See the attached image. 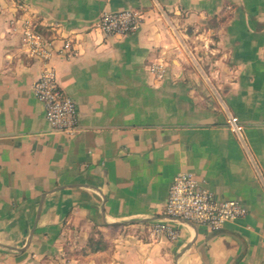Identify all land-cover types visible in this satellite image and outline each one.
<instances>
[{
	"label": "crops",
	"instance_id": "1",
	"mask_svg": "<svg viewBox=\"0 0 264 264\" xmlns=\"http://www.w3.org/2000/svg\"><path fill=\"white\" fill-rule=\"evenodd\" d=\"M127 10L144 14L139 32L99 30L103 13ZM24 20L57 50L71 42L51 65L78 106L73 136L50 128L34 95L43 63L12 31ZM158 63L163 80L150 72ZM255 163L264 176V0H0V264H264ZM180 173L248 215L217 233L172 221ZM159 221L178 238L156 236ZM108 227L130 233L67 257Z\"/></svg>",
	"mask_w": 264,
	"mask_h": 264
},
{
	"label": "built area",
	"instance_id": "2",
	"mask_svg": "<svg viewBox=\"0 0 264 264\" xmlns=\"http://www.w3.org/2000/svg\"><path fill=\"white\" fill-rule=\"evenodd\" d=\"M144 14L127 10L117 13H103L98 22L99 30L106 37L127 36L142 29ZM12 24V31L22 35V48L26 56L43 63L41 74L33 85L36 99L44 106L48 125L54 131L70 136L79 129V111L75 100L61 87L57 72L51 65L55 53H66L72 49L70 41L64 48L57 50L53 42L46 38L30 20L21 24ZM150 72L158 80L168 75V66L164 63L153 64ZM229 128L239 141L245 143L244 128L238 118L230 115ZM258 177L264 182L261 169L256 165ZM165 214L172 221L181 220L198 227H206L213 233L220 232L225 225L248 215V210L238 201L219 200L205 183L190 173H180L174 178L166 203ZM156 236L169 240L178 238V231L169 222L156 223L153 227Z\"/></svg>",
	"mask_w": 264,
	"mask_h": 264
},
{
	"label": "rangeland",
	"instance_id": "3",
	"mask_svg": "<svg viewBox=\"0 0 264 264\" xmlns=\"http://www.w3.org/2000/svg\"><path fill=\"white\" fill-rule=\"evenodd\" d=\"M130 231L125 229L124 227H108L105 231H99L96 230L92 232V236L90 238L94 239L96 241H102L104 245L108 246V250L110 251L113 246L115 245V240L126 238L127 234H129ZM89 240V241H90ZM88 241V245H89ZM67 250V249H66ZM86 250H89L88 248L84 247L80 243H76V245H73L68 248L67 251H65L66 255H68V258L73 259H82L86 257ZM70 256V257H69ZM69 264L67 261L60 262L58 259L55 260L53 264Z\"/></svg>",
	"mask_w": 264,
	"mask_h": 264
},
{
	"label": "trees",
	"instance_id": "4",
	"mask_svg": "<svg viewBox=\"0 0 264 264\" xmlns=\"http://www.w3.org/2000/svg\"><path fill=\"white\" fill-rule=\"evenodd\" d=\"M88 249L86 250V255L88 254V251L91 252H100V251H107L108 250V246L104 245L102 241H96L94 239H91L89 241V245H88Z\"/></svg>",
	"mask_w": 264,
	"mask_h": 264
}]
</instances>
